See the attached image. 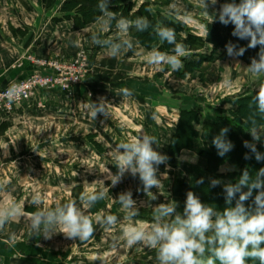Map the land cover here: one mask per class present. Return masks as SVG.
Masks as SVG:
<instances>
[{
	"label": "crops",
	"instance_id": "crops-1",
	"mask_svg": "<svg viewBox=\"0 0 264 264\" xmlns=\"http://www.w3.org/2000/svg\"><path fill=\"white\" fill-rule=\"evenodd\" d=\"M65 1L67 0H53V2L47 0H0V87L12 80L28 76L35 69L32 62L27 60L26 55L28 54L43 59L70 60L80 48H86L91 54L92 72L89 74L88 80L78 85L71 95L56 90L45 91L38 93L36 98L23 102L9 115L0 113V196L17 194L21 185L24 184L22 182L31 184L29 182L35 177L34 172L37 166L41 167L40 175L43 174L45 179H49L47 171L42 168L51 163L52 158L46 156V153L50 157L52 156L50 150L59 147L66 152L71 150L76 156L78 154L82 156L83 149L88 142L96 151L110 150L115 146L113 138L118 133L125 134L126 138L128 137L127 140L138 134L154 137L159 146L154 144L153 147L167 155L169 159L167 164L159 166L157 173L158 177L163 180L161 188L159 190L151 189L157 197L155 200H151V193L146 195L143 192L138 176L125 175L116 186H111V181L106 179L108 181L107 187L110 190L103 199L105 204L96 206V210H86L94 221L95 234L90 240L84 241L85 244L82 241L79 243V247L81 246L82 249L77 247L76 252H74V261L69 249L50 248L41 244L40 237L34 238L28 234L27 237L23 235L12 240L0 237V264H159L155 249L140 245L128 248L123 240H114V237L121 236L119 225L112 232H105L99 225L95 224V217L98 214L110 213L117 215L120 221L124 223H134L136 220L152 223L153 207L167 202L177 204V212H182L185 200L173 193V184L186 183L194 187L198 176H209L206 170V160L201 157L199 151L202 149L210 150L213 146V137L218 135L222 128L227 127L230 132V127L221 121L229 118V109L235 107V100L239 96L223 95L219 98L208 96L196 98L193 92L181 90L180 73L185 70L186 62L197 60L200 56L206 57V54H213L212 59L204 61L200 66L201 68L199 67L203 69L204 80L208 81V73L213 71L209 69L213 65L220 64L222 61L225 67L231 63L240 66L241 60L237 57L224 58L223 48L214 49L211 44H207L203 49L195 52L187 51V55L181 57L183 66L178 71H172L169 65L163 66L164 71H155L147 64L145 56L152 49H158L162 45V41L158 39L153 43V48L149 49L133 36L131 28L126 38L131 41L134 50L122 52L115 58L110 57L107 55L105 47L93 43L92 36L96 34L101 40H117L119 33L116 28V20L112 21L111 27L107 30L103 28V15L86 27L77 28L74 20L67 18V14L61 11ZM132 2L134 3V10H138L146 4L155 19H158L161 14L178 22L182 27L189 28L192 33L201 37H205L207 34V24L220 26L225 32L226 26L218 20L219 9L225 3L221 0H217L215 5L209 4L207 9L209 15L201 7L200 0H171L170 2L167 0H132ZM172 4L176 5L175 10L169 7ZM119 18L120 16L116 14V19ZM158 26H162L160 22H158ZM182 34L183 37L186 36V32ZM137 51L142 54L137 55ZM242 63L245 66L244 70H248L249 65L245 62ZM237 67L234 65L231 73L241 79L244 75L240 74V76L237 73ZM196 72V70L190 71L184 78L194 76ZM200 73L202 74V72ZM255 74L252 75H257L258 79L260 76L258 73ZM165 76L171 77L167 80L171 81V84H167L168 88H165L164 85L166 84L164 82ZM135 79L138 83L134 82L139 86L148 85L154 89L148 93L145 92L146 94L143 95L137 94L134 89L135 85L132 83ZM253 80L250 79L247 83H241L240 88L234 93L244 92L248 89L251 91V88L255 87ZM142 84L146 85L143 86ZM123 89H128L131 95H123ZM165 89L166 91L170 89L172 98L175 97L172 99L175 104L169 105L161 100L158 101ZM241 89L243 90L241 91ZM181 91L186 95L184 96L186 98L183 96L181 98ZM100 98H104L110 103L109 112L112 114L106 122L102 121V119L105 120V117L99 114L95 121L90 119L83 106L78 104L89 99L98 101ZM39 100L45 103L43 107L38 106ZM215 101L218 102L219 106L223 102V109H216ZM128 103L129 106L132 103L139 106L144 116L137 114L138 111L136 116H139L140 119L134 120L133 116H129L131 114L127 110L129 108ZM184 110L197 112L198 121L193 123V128L198 136L194 137L192 141L193 147L182 148L173 158L167 151L165 152V149L167 150L170 144L171 137L179 123L181 112ZM121 111L123 113H119ZM165 118L171 122L169 124L170 129L163 124ZM112 119H116L118 122L114 124ZM259 128L263 130L264 126ZM39 129L48 132V134L51 132L50 134L58 137L61 135L63 136L62 140L56 142L51 140L50 142L46 141V143L39 141L36 144L29 133L37 132L36 130ZM165 132L170 134L168 143L164 142ZM86 134L94 138L87 142L84 139ZM105 135H107V141ZM97 137L101 138V142L97 140ZM249 137V141H251L250 134ZM229 140L231 141V139ZM232 144L234 145L233 142ZM76 156L71 159L70 164L79 159ZM52 163L56 162L53 161ZM114 163L113 160L110 164L115 166ZM59 164H61L63 173H59L57 176H65V165H69V163L59 161ZM73 164L77 165L78 163ZM237 169L229 163H223L220 167V173L232 172ZM75 179L77 180L74 181L76 184L74 183L71 188L77 187V185L80 187L79 190L84 188L79 197H76L77 202L87 190L100 188L94 187V185H98L96 183L88 186L89 184H86L85 181L89 179L82 175H78ZM94 180L101 179L97 175L91 181ZM219 180L222 182L220 184L222 189L224 183L231 182L224 178H219ZM126 191L132 192L133 199L139 208V215L129 221L124 220L126 213L122 210L119 202L114 200L118 198L121 192ZM28 206L30 207V205ZM78 206L82 207V204ZM26 212L33 213L29 208H26ZM61 247L64 245L62 244Z\"/></svg>",
	"mask_w": 264,
	"mask_h": 264
},
{
	"label": "clouds",
	"instance_id": "clouds-1",
	"mask_svg": "<svg viewBox=\"0 0 264 264\" xmlns=\"http://www.w3.org/2000/svg\"><path fill=\"white\" fill-rule=\"evenodd\" d=\"M110 3L111 0L98 2V8L104 17L103 28L109 29L112 21L116 20L119 36L117 40H101L98 35L93 34L92 41L105 47L107 55L115 58L122 52L134 50L133 44L126 38L130 28L143 32L151 25L146 17L129 20L121 16L117 20L116 13L110 10ZM216 3L217 0H200L201 7L208 15L209 4ZM169 7L176 9L175 4ZM213 19L214 17L211 22ZM218 20L225 26H234V37L248 40L246 47H238L231 42L226 44L227 55L243 56L248 48L259 46L258 59L253 57L247 68L252 73H264V0H239V3L233 0L224 3L219 9ZM154 31L162 42L174 45V48L171 54L152 49L145 56L147 64L155 71H164V65H169L172 71H178L183 66L181 57L187 55L185 45L176 42L173 28L158 26ZM206 31L208 35V28ZM136 54L142 53L137 51ZM16 91L14 87H10L6 93L9 102L14 100ZM122 92L125 96L131 95L128 89H123ZM78 104L83 106L88 117L94 121L98 114L110 117V103L104 98L98 101L89 99ZM254 104L256 110L264 114V83L256 91ZM252 125L248 132L252 140L243 142L248 149L244 158L247 160L254 157L258 162L264 161V153L257 149V142L264 136L260 135L261 130L255 125V121ZM228 132L227 127L222 128L212 139L220 157H224L233 148L232 142L227 139ZM154 144L159 146L154 137L138 134L115 145L112 157L117 172L113 174L109 169L105 172L111 186H116L126 174L138 176L143 192L146 195L151 193V200H155L157 197L151 189L161 188L162 181L157 173L159 166L167 164L169 157L157 151ZM98 181L99 189L87 190L80 196L82 207L74 200L48 205L39 194H35L31 198V204L37 210L25 217L22 204L14 200L0 202V230L14 219L26 218L32 236H43L47 240L55 234H63L68 239L88 241L94 236L96 228L86 210L103 200L110 190L103 180ZM199 182L203 183V179ZM221 183L219 179L210 181L211 187H217ZM254 191L256 194L252 199V206H246V201L253 198ZM223 192L228 205L223 211L203 203L194 192L189 191L182 212H177V204L168 202L153 207L152 223L139 220L124 223L117 215L103 213L96 215L95 224L105 232H112L119 225L121 236L114 237V240H123L128 248L140 245L155 249L159 264H247L249 259L264 264V167L258 170L255 179L244 169L235 183L223 184ZM114 200L119 202L126 213L125 221L133 220L139 215V208L131 191L121 192Z\"/></svg>",
	"mask_w": 264,
	"mask_h": 264
},
{
	"label": "trees",
	"instance_id": "trees-1",
	"mask_svg": "<svg viewBox=\"0 0 264 264\" xmlns=\"http://www.w3.org/2000/svg\"><path fill=\"white\" fill-rule=\"evenodd\" d=\"M53 2V0H47ZM170 2L171 0H167ZM225 3L233 2V0H223ZM99 0H67L63 3L61 11L67 18H71L75 22V27L83 28L88 24L98 20L103 14L98 8ZM239 3V0H235ZM110 10L114 11L120 17L123 16L129 20H135L137 17H146L150 22V27L143 32L137 31L134 27L131 28L132 34L137 40L147 48H153L159 37L156 35L154 29L157 27L158 22L162 26L173 28L175 30L176 42L185 45L187 51H197L203 49L207 44H211L214 49L223 48L225 57L226 44L229 42L236 44L238 47H246L248 40H240L233 35H228L220 26L207 24L208 35L205 37L198 36L191 32L189 28L182 27L178 22H175L163 15H159L158 19H155L149 11V6L144 4L138 10H134V3L132 0H111ZM186 32V36L183 37L182 33ZM174 45L167 42H162V45L157 49L162 52L172 53ZM259 46L257 48H248L241 59L246 62H251L253 57L258 59ZM213 54L206 57L200 56L197 60H191L186 62L185 70L183 74H187L196 68H199L204 61L212 59ZM256 93H249L240 96L236 99V105L234 108L229 109L230 116L223 122L226 126L230 127L229 139L234 143L233 148L224 157H220L217 154V149L213 145L210 150L202 149L199 151L201 157L206 160V175L198 176L194 187L186 183H174L173 193L176 196L186 200V194L189 191L194 192L200 200L212 207H215L218 211H223L226 205L224 199V192L221 186L211 187L210 181L212 179L224 178L232 183H235L244 169H247L255 179L256 173L262 167H264V161H257L254 157L252 159H245L244 155L248 152V149L244 147L243 142L249 141V131L251 130L252 122L255 121V125L258 127L264 126V114L259 113L254 104V97ZM223 112V110H221ZM223 120V119H221ZM198 121V114L195 110H184L181 112L179 123L176 127L175 133L171 137L170 144L167 147L168 154L174 158L182 148L193 147V139L198 136V133L193 128V123ZM228 139V138H227ZM258 151L264 153V144H257ZM223 163H229L238 169L232 172L220 173V167ZM203 179V183L199 181ZM246 190V189H245ZM255 191L253 192V198L246 201V206H252V199H254ZM234 203V202H233ZM102 205L103 200L99 201L97 205ZM96 210L97 208H92ZM247 264H259L258 260L249 259Z\"/></svg>",
	"mask_w": 264,
	"mask_h": 264
},
{
	"label": "rangeland",
	"instance_id": "rangeland-1",
	"mask_svg": "<svg viewBox=\"0 0 264 264\" xmlns=\"http://www.w3.org/2000/svg\"><path fill=\"white\" fill-rule=\"evenodd\" d=\"M221 1H223V0H221ZM233 27H234L233 25L229 24L225 28V32L230 36L232 35ZM194 31L197 32L195 29H194ZM80 51H85L88 54V57H87L88 66L86 67L88 69V71H87V74L85 75V77L82 79V81L79 84L73 85L69 90H64V89H61L59 87H56L53 89H39L38 92L34 95V97L32 99L36 98L38 93H42V92L49 91V90L61 91V92H65V93L71 95L78 85H80L84 81H87L89 78V74L92 73L91 72V54H90V51H88L86 48H80L76 52L74 57H72L70 60H61V61L69 62V61L74 60L77 57V55L80 53ZM206 55L208 56L209 54H206ZM224 56H225L224 58L229 57L227 55V53H225ZM26 57H27V60H29L30 58H33V57L38 58V59H43V58H40V57L32 55V54H28V55H26ZM237 58H239L241 60L240 66L236 65V63H234L233 65L231 63V64H227V66L225 67V65L222 63V61H220V64L217 63V64H215V66L213 65L209 69V70H211V71L213 70V71L208 73V77H207L208 81L204 80L203 69H200L201 67L199 69H194V71L196 70L198 73L196 72V74L194 76H190L187 79L184 78L187 74L184 75L183 73H180L181 74L180 75V77H181L180 78L181 79L180 80L181 90H187V91L189 90L190 92H193V95L196 96V98H198V97L204 98L205 96L218 97L219 98L220 96H223V95L224 96L230 95V96H239L240 97V96L245 95L247 93L248 94L252 93V92L256 93V91L258 90V88L260 86V83H264L263 82L264 81V73H258V76H260V77L257 79V77H256L257 73L255 74L256 76H254V75H252L253 73L249 69L244 70L245 66L242 62H245L248 65H250L251 62H249V61L246 62L245 60L241 59V57H237ZM45 60H51V59H45ZM55 60H59V59H55ZM234 65L236 67L238 66L237 67V69H238L237 73L239 75L240 74L244 75L241 77V79L237 75L231 73ZM242 67H244V68L242 69ZM209 70H208V72H209ZM200 72H202V74ZM169 78L171 79V77L167 78L165 76V81H164L166 83V84H164L165 88H168L167 84L171 82V81L170 82L167 81ZM238 78H239V80H238ZM250 79H254L253 83L255 85L254 88H251L252 89L251 91H250V89L245 88V89H248V90H245L246 92L244 91V92H240V93H234V91H237L240 88L239 86L241 85V83H244V82L247 83L248 80H250ZM136 80L137 79L133 80L132 83L135 85L134 89L136 90L137 94L143 95V94L148 93V91H150L151 89H154L153 87L148 86L146 84H142L143 86L144 85H146V86L141 87V86H139V84H137L138 82ZM261 80H262V82H261ZM134 81H136L137 83H135ZM235 81H237V82H235ZM242 90L243 89H241V91ZM181 94H182L181 98L186 96V95H184V93L182 91H181ZM172 97H173V95L170 93V89H168L167 91L165 89V92L158 99V101L161 100L162 102L167 103L169 105L175 104V101L172 100V99H175V97L174 98H172ZM179 97H180V95H179ZM184 98H186V97H184ZM215 99H217V98H215ZM37 103H38V106H41V107H43L45 104L44 102H42L40 100ZM221 103L223 104V102H221ZM141 104H143V102H141ZM222 104H221V106H219L218 102H216V104H215L216 109L217 108L223 109ZM127 105L129 106L130 104L128 103ZM149 106H151L150 103H149ZM140 109L141 108L139 106H135L134 103H132L131 106H129V108L127 110H128V113L131 114L129 116H133V119L136 120L137 118H139V116H136L137 111H138L137 114H140V115L143 114V113H141ZM11 113H9V114H11ZM119 113H123V112L121 111ZM9 114H6V115H9ZM110 114H112V113H110ZM143 116H144V114H143ZM104 119L105 120L102 119L103 122L108 121V118H104ZM164 120L165 121L163 124L165 125V127H169V124L171 122L169 120H166V118ZM100 121H101V119H100ZM126 121L128 122V120H126ZM117 122H118V120L112 119V123L115 124ZM129 123H131V122H129ZM112 126H114V125H112ZM115 128H117V127H115ZM169 129H170V127H169ZM36 131L37 132L29 133V136L31 138L33 137V141H35L36 144H38L39 141H41L42 143H46V141L50 142L51 140L56 142V141L62 140V137H63L61 135H59V137L56 135H52V134H50L51 132H49V134H48V132L43 131L41 129L36 130ZM260 135L264 136V129L261 130ZM114 137L115 138H113V140H115V145H117L121 142H126L127 138H128V137L126 138V135L122 134V133L115 134ZM93 138H92V136L90 137V135H88V134H86L84 136V139L87 142L92 140ZM105 138L107 141V135H105ZM169 138H170V134L165 132L164 142L165 143L167 141L169 142V140H168ZM262 138H263V140L261 139L259 144H262L264 142V137H262ZM97 140L99 142H101V138L97 137ZM57 148L58 149L50 150L52 153L51 157L48 155V153H46L47 157L52 158L51 163H49V165H47L45 168L44 167L42 168V169H45L47 171L46 173H48L49 179H45L43 174L40 175L41 167L37 166L36 170L34 172L35 177L33 178L32 181L29 182L31 184H27L25 182H22L24 184L21 185V189L19 190V192H17V194L14 193V195L8 194V195L3 196V197L0 196V202L14 200L17 203L22 204L23 208H24L25 217L27 216V214H30V212L29 213L26 212V208H29V210L32 212H35L37 210L36 206L31 204V198L35 194H39L43 198V201L45 204L52 205V206H54L55 202L63 203V202H67L69 200H74V201H76V203L78 205H80L81 202L79 200L77 202L76 197H79L80 192L84 188L82 190H79L80 189V187H78L79 185H77V187L75 186V187L71 188L75 183L74 181H77L75 179V177H77L78 175H82L84 177H87L89 180L85 181V183L89 184L88 186H92L93 185V183H92L93 181H91L92 178H95L97 175H99L100 179L104 181L105 186H107V184H108V181H106L107 173H105L107 171V169H109V171L113 174L115 172H117L116 166H112V164H110L111 161L114 160L112 157L113 148H110V150L102 149V150L96 151L95 149H93V147L88 142L87 146H85L83 149V154H82L83 157L80 156V154H78L76 156L75 153L72 152L71 150L66 152L62 148H59V147H57ZM166 151L167 150L165 149V152ZM46 152H48V151H46ZM75 156L78 157L79 159H77L76 162L74 161V162H72V164H70L71 159H73ZM80 159H83V160L81 161ZM53 161L56 163H52ZM57 161H58V163H57ZM59 161H67V163H69V165L68 164L65 165V167H66V169H65L66 175L65 176L64 175L63 176L62 175L57 176V175H59V173H63V169L61 167V164H59ZM78 161H81V162H78ZM73 163H78V164L75 165ZM169 167H171V166L169 165ZM165 170L167 171L166 168H165ZM126 175H128V174H126ZM39 177L41 180L39 179ZM161 181L163 182V180H161ZM97 182H99V181H97ZM97 182H96V184H98V185H94V187H96V186L100 187V183H97ZM164 186H165V181H164ZM114 198H115V196H114ZM103 204H105V203L103 202ZM28 205H30V207ZM42 206L43 205H41V207ZM96 206L99 207L100 205L96 204L94 206V208ZM90 210L92 211V208H90ZM86 214H87V212H86ZM28 229H29V227H28V223H27L26 218H17V219H14L13 221H11L9 224H7L3 230H0V237L4 238V239L12 240L14 238L18 239L17 238L18 236L24 235L25 237H27L28 234H30L31 237L39 238V237L32 236L31 231L30 230L28 231ZM39 240H40L41 244H44L45 246H49L50 248H56L57 247L59 249L60 248L69 249L70 252H72L70 255L73 257V261L75 258L74 252H76V249H77V247H79V243L81 242L78 239H68L63 234H55L52 236L51 239H47V240L44 239L43 236H40ZM76 243H78V244L76 245ZM62 244L64 245V247H61ZM84 244H85V242H84ZM86 247H87V245H86ZM79 249H82L81 246L79 247ZM85 250L87 251V249H85Z\"/></svg>",
	"mask_w": 264,
	"mask_h": 264
},
{
	"label": "built area",
	"instance_id": "built-area-1",
	"mask_svg": "<svg viewBox=\"0 0 264 264\" xmlns=\"http://www.w3.org/2000/svg\"><path fill=\"white\" fill-rule=\"evenodd\" d=\"M87 57V52L80 51L77 57L69 62L30 58L35 69L28 76L12 80L0 87V113L13 112L18 105L31 100L39 89L59 87L69 90L73 85L79 84L88 71ZM10 87L17 90L12 102H9L6 95Z\"/></svg>",
	"mask_w": 264,
	"mask_h": 264
}]
</instances>
